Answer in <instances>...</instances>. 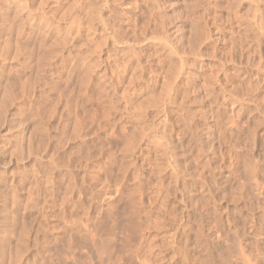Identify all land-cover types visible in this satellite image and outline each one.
<instances>
[{
  "label": "rangeland",
  "instance_id": "374dc122",
  "mask_svg": "<svg viewBox=\"0 0 264 264\" xmlns=\"http://www.w3.org/2000/svg\"><path fill=\"white\" fill-rule=\"evenodd\" d=\"M0 264H264V0H0Z\"/></svg>",
  "mask_w": 264,
  "mask_h": 264
},
{
  "label": "bare ground",
  "instance_id": "6f19581e",
  "mask_svg": "<svg viewBox=\"0 0 264 264\" xmlns=\"http://www.w3.org/2000/svg\"><path fill=\"white\" fill-rule=\"evenodd\" d=\"M115 154V153H114ZM117 165L118 167H120V171H121V175H119V177H117L118 175H116V174H113L112 172H111V169H112V166L113 165ZM104 173L106 174V176L107 177H110V178H112V181H114V183H116L117 184V181H119V180H124L125 181V178L127 179V169H125L124 168V166H123V162H121L120 160H119V156H116V160H115V158L114 159H112V161L110 162V164L108 165V166H106V167H104ZM120 182H123V181H119V183ZM106 186V185H105ZM140 187V186H139ZM118 188V187H117ZM142 188V187H141ZM116 190H118V189H116ZM141 190V189H140ZM129 204V203H128ZM123 207V206H122ZM127 208V207H126ZM113 209V208H112ZM110 210V213L109 214H103L102 215V217H103V219H104V221H105V219H106V216L108 215L111 219H114V221L116 220V215H117V212H116V209L114 208L113 210ZM119 214V213H118ZM107 216V217H108ZM118 220V219H117ZM129 221H130V219H129ZM134 225L132 224V225H126V226H124L122 229V232L123 233H127L128 231H129V233L131 232V231H133L134 230ZM125 236H126V234H125ZM127 237V236H126ZM47 251V250H46Z\"/></svg>",
  "mask_w": 264,
  "mask_h": 264
}]
</instances>
